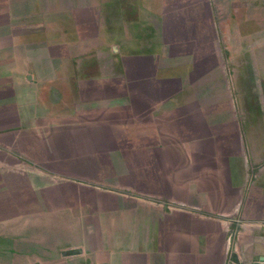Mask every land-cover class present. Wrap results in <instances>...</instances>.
<instances>
[{"label":"crops","instance_id":"crops-1","mask_svg":"<svg viewBox=\"0 0 264 264\" xmlns=\"http://www.w3.org/2000/svg\"><path fill=\"white\" fill-rule=\"evenodd\" d=\"M244 41L264 43V0H0L4 102L32 106L60 150L91 151L112 115L127 121L113 135L160 154L128 205L134 232L102 244L41 232L40 203L9 199L24 179L0 173V264L263 263Z\"/></svg>","mask_w":264,"mask_h":264},{"label":"rangeland","instance_id":"rangeland-1","mask_svg":"<svg viewBox=\"0 0 264 264\" xmlns=\"http://www.w3.org/2000/svg\"><path fill=\"white\" fill-rule=\"evenodd\" d=\"M1 70L0 161L6 167L0 169V173L8 178L24 179L23 184L18 185V193L11 191L17 185L10 184V202L38 201L41 232L53 233L52 237L57 240L71 238L72 242L102 244L115 240L117 234L134 232L129 223L135 217H131L134 213L131 216L128 213V205L134 203V194L150 191L146 174L154 176L155 171L160 172L150 167V161L160 154L145 150L148 146L144 145V137L113 135L118 132V124L127 121L114 122L112 115H106L104 120V138H85L93 142L85 147L91 151L78 152L75 146H66L72 148V152L60 150L65 146L54 144V129L48 121L26 119L34 113L32 106L4 102L8 98L2 97V85L6 82L1 81ZM44 108L48 112V106ZM243 113L249 140L248 143L244 137V161L249 163L250 178H254V182L259 179L250 188L256 194L264 193L262 42L244 41ZM124 128L121 133L128 132L126 125ZM152 139L155 141L154 137L149 138ZM136 203L137 209L144 211L145 202Z\"/></svg>","mask_w":264,"mask_h":264},{"label":"water","instance_id":"water-1","mask_svg":"<svg viewBox=\"0 0 264 264\" xmlns=\"http://www.w3.org/2000/svg\"><path fill=\"white\" fill-rule=\"evenodd\" d=\"M260 264H264V261H263V263H260Z\"/></svg>","mask_w":264,"mask_h":264}]
</instances>
